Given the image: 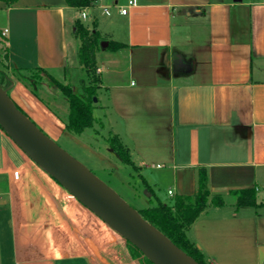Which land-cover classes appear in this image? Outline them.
<instances>
[{"label":"crops","instance_id":"0c3cea01","mask_svg":"<svg viewBox=\"0 0 264 264\" xmlns=\"http://www.w3.org/2000/svg\"><path fill=\"white\" fill-rule=\"evenodd\" d=\"M85 13L64 0L0 1L9 69L41 67L64 83L77 72L76 84V20L124 44L96 56L109 133L142 177L158 172L154 193L157 178L169 181L161 201L192 194L205 167L210 196L224 203L209 204L186 236L209 264H264V0H95ZM11 79L13 103L60 138L67 107L62 116ZM251 187L257 206L236 207L231 192ZM73 198L0 129V264H147L128 240L78 223L86 207Z\"/></svg>","mask_w":264,"mask_h":264},{"label":"trees","instance_id":"16d2710c","mask_svg":"<svg viewBox=\"0 0 264 264\" xmlns=\"http://www.w3.org/2000/svg\"><path fill=\"white\" fill-rule=\"evenodd\" d=\"M0 1H4L10 6L16 0ZM64 1L68 7L81 11L93 7L95 0ZM74 36L79 41L77 58L80 64V71L82 72L76 84L62 83L41 67L9 69L7 65V47L4 46L2 61L4 68H0V87L6 90L8 94L12 86L11 76H13L24 83L34 96L39 97L38 88L42 78L46 77L48 85L59 92L66 104L67 115L64 121V130L74 134H81L85 129L101 124V121L93 115L95 107L93 98L97 97V90L101 85V79L97 72V53L102 49L116 51L123 48L124 44L115 41L106 42L94 25L88 28L79 20L74 23ZM102 42L107 43L104 48L101 47ZM5 70H9L11 73L8 74ZM72 85H76L75 88ZM16 107L19 109L18 106ZM105 141L121 164L139 172V168L130 159L128 149L121 143L117 135L109 133ZM138 177L142 179V183L150 193V196L155 199L154 202L149 199L148 206L137 210L138 213L198 264H209L201 251L186 236L189 226L209 204L219 207L224 203L221 195L210 196L206 168L201 166L196 169L195 190L192 194L175 195L165 202L155 196L140 173ZM231 194L236 197V207L257 206L255 187L232 191ZM149 264L152 263L149 262Z\"/></svg>","mask_w":264,"mask_h":264},{"label":"water","instance_id":"95a60500","mask_svg":"<svg viewBox=\"0 0 264 264\" xmlns=\"http://www.w3.org/2000/svg\"><path fill=\"white\" fill-rule=\"evenodd\" d=\"M101 43V47L106 46ZM93 98V102H96ZM0 129L72 197L128 240L152 264H198L112 188L44 134L0 87ZM145 194L150 193L145 189Z\"/></svg>","mask_w":264,"mask_h":264},{"label":"rangeland","instance_id":"374dc122","mask_svg":"<svg viewBox=\"0 0 264 264\" xmlns=\"http://www.w3.org/2000/svg\"><path fill=\"white\" fill-rule=\"evenodd\" d=\"M3 47L4 43L0 38V68H4L2 66L3 61ZM8 74L11 72L9 70H5ZM72 74V71H70ZM77 72H73V76H77ZM80 75L82 72L80 71ZM51 75V74H50ZM79 75V76H80ZM58 81L64 83L61 77L57 75L53 76ZM72 77H69V82L74 84V80ZM48 80L46 77L42 78L41 84L38 88V94L41 96L51 107V109L62 116L65 115V107L66 104L63 98L60 96L59 92L48 85ZM75 88L76 85H72ZM102 91L101 88L97 90V97ZM97 97L96 100H97ZM100 101L94 102V110L93 115L95 118L101 121V124L94 125L96 131L92 129H87L85 132L81 134H74L71 132H65L60 138L52 139L51 136L47 135L51 140H53L58 146H60L63 150H65L69 155L75 158L79 163H81L86 169H88L93 175L103 181L107 186L112 188L124 201H126L131 207L136 210H140L148 206V200L151 199L153 202L155 199L150 196L147 197L145 194V187L142 183V179L138 177L140 172L133 171L131 167L125 166L121 164L118 160L117 156L109 149L106 142L104 141L108 134V123L105 122L102 108H100ZM35 124V123H34ZM36 125V124H35ZM37 126V125H36ZM38 127V126H37ZM39 128V127H38ZM43 132V131H42ZM46 134L45 132H43ZM93 137H97L93 139ZM103 137V139H102ZM108 149V150H107ZM146 175L150 176L153 181V177L158 174V172L152 168H146ZM157 177V176H156ZM146 184L153 190L150 178L142 177ZM159 180L158 193H154L156 197L163 198L166 195V191L169 185V181L166 178H161ZM149 181V183H148ZM64 193L69 196L70 199L73 197L62 188ZM154 192V191H153ZM149 193V192H148ZM75 199V198H73ZM77 201V200H76ZM77 203H79L77 201ZM81 205V203H79ZM83 212H80L77 215L78 223L84 222L86 219H92L93 221V235L95 236H108L109 242L121 241L122 239L125 243H129L126 239H124L120 234L110 228L106 223H104L100 218H98L95 214L89 211L82 209ZM142 257H144L147 264H149L148 259L141 253ZM143 259V258H142Z\"/></svg>","mask_w":264,"mask_h":264},{"label":"built area","instance_id":"2783aa9c","mask_svg":"<svg viewBox=\"0 0 264 264\" xmlns=\"http://www.w3.org/2000/svg\"><path fill=\"white\" fill-rule=\"evenodd\" d=\"M131 2H132V1H129L128 4H131ZM103 10H104V12H105L106 14H108V11H107L106 8H104ZM119 12H120L121 14H125V13H126V7L119 8ZM81 17H82V18H86L85 9L81 10ZM12 177L16 179V178L18 177V171H13V173H12ZM168 194L171 195V191H168Z\"/></svg>","mask_w":264,"mask_h":264},{"label":"bare ground","instance_id":"6f19581e","mask_svg":"<svg viewBox=\"0 0 264 264\" xmlns=\"http://www.w3.org/2000/svg\"><path fill=\"white\" fill-rule=\"evenodd\" d=\"M125 239V238H124Z\"/></svg>","mask_w":264,"mask_h":264}]
</instances>
